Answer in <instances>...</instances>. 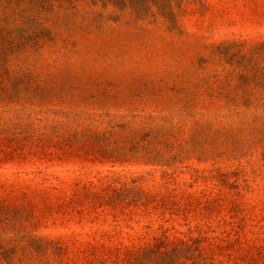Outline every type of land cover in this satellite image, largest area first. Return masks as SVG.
<instances>
[{
	"label": "rangeland",
	"instance_id": "1",
	"mask_svg": "<svg viewBox=\"0 0 264 264\" xmlns=\"http://www.w3.org/2000/svg\"><path fill=\"white\" fill-rule=\"evenodd\" d=\"M173 6L3 53L0 205L48 264H264V0Z\"/></svg>",
	"mask_w": 264,
	"mask_h": 264
},
{
	"label": "trees",
	"instance_id": "2",
	"mask_svg": "<svg viewBox=\"0 0 264 264\" xmlns=\"http://www.w3.org/2000/svg\"><path fill=\"white\" fill-rule=\"evenodd\" d=\"M173 1L0 0V61L4 52L10 54L22 47L57 43L59 39L63 42L75 39V45H79L81 40L77 37H93L97 32L114 41L111 36L114 30L111 31L108 22L124 21V26L144 34L150 33V26L157 25L171 32L178 23ZM86 138L101 151L120 157L140 156L142 152L143 158L154 160L162 155L152 142L145 147L136 143L138 147L127 150L131 143H120L111 132H95ZM17 214L0 205V264H48L47 252L39 251L36 246L42 240L27 235L19 237L15 232L20 224Z\"/></svg>",
	"mask_w": 264,
	"mask_h": 264
}]
</instances>
